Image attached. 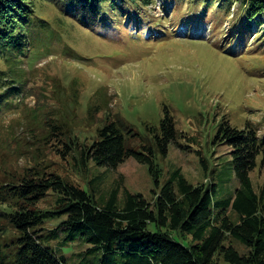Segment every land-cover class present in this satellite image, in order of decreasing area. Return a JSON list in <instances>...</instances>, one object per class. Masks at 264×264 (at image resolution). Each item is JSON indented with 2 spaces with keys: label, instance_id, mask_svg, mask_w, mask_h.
Listing matches in <instances>:
<instances>
[{
  "label": "rangeland",
  "instance_id": "obj_1",
  "mask_svg": "<svg viewBox=\"0 0 264 264\" xmlns=\"http://www.w3.org/2000/svg\"><path fill=\"white\" fill-rule=\"evenodd\" d=\"M209 1L210 9L204 8ZM116 2L125 13L109 12V22L92 23L91 17L87 21L77 12H63L55 0H34L37 15L60 35V42L55 41L60 46L31 63L19 64L26 73L25 93L18 109L0 117V182L12 170L23 174L25 167L38 165L42 174H58L98 197L123 177L125 188L152 201L154 192L181 169L194 185L214 189L216 198L235 195L240 184L232 148L217 135L228 119L239 129L248 122L255 124L264 138V16L240 20L237 9L242 0L229 2L236 10L233 4L221 10L219 0ZM130 5L141 7L126 10ZM116 16L120 20L115 21ZM0 67L9 66L2 62ZM167 109L178 136L166 155L157 154L160 183L149 165L134 158L116 169L93 161L88 169L81 164L78 152L98 139V129L119 119L144 137L149 133L147 125L159 127ZM53 125L63 126L57 137L48 135ZM69 138L75 141L72 153L62 144ZM261 159L251 173L258 191L264 181ZM100 174L104 179L91 183ZM57 198L50 190L37 208L62 210ZM63 218L56 215L43 225L49 232ZM55 233L49 245L67 264H97L101 252L67 239L63 227ZM14 235L9 227L6 236ZM187 237L176 235L188 246L192 237ZM15 242L11 239V247L2 248L0 262ZM234 244L246 250L241 243ZM216 263L228 264L223 257Z\"/></svg>",
  "mask_w": 264,
  "mask_h": 264
},
{
  "label": "trees",
  "instance_id": "obj_2",
  "mask_svg": "<svg viewBox=\"0 0 264 264\" xmlns=\"http://www.w3.org/2000/svg\"><path fill=\"white\" fill-rule=\"evenodd\" d=\"M116 1L55 0L63 12H77L80 18L87 17V21L91 17L92 23L109 22V12L125 13ZM130 1L132 5L138 1L143 5L151 2ZM230 1L219 0L221 10L231 9ZM211 3L207 2L204 8L210 9ZM132 5L126 6V10L141 7ZM34 6V0H0V65L5 62L9 66L6 70L0 67V117L20 107L26 73L19 64L31 63L60 46L55 44L57 39L60 42V35L37 15ZM233 8L237 9L234 4ZM237 10L243 22L264 16V0L247 3L242 0ZM117 20L120 19L116 16ZM62 128L50 126L48 135L57 137L58 129ZM147 129L149 133L143 137L121 120L113 121L98 129V139L78 152L79 160L86 169L90 161L116 169L134 158L149 165L151 174L160 183L162 173L157 154L166 155L178 133L168 109L159 127L147 125ZM217 137L232 148V165L240 184L235 195L227 198H216L210 186L194 185L181 169L173 172L160 191L154 192L152 201L125 188L123 177L98 197L58 174H42L38 165L25 167L23 174L10 171L0 182V251L11 247V239L16 242L0 264H67L49 245L61 227L67 239L90 245L89 250L102 253L96 259L97 264H217L219 257L228 264H264V181L258 191L251 177L259 157L264 167V138L259 136L255 124L248 122L245 129H239L228 119L220 124ZM134 141L138 142L132 146ZM74 142L72 138L62 140L65 150L70 148L71 153ZM103 179L104 174H100L91 183ZM50 190L58 194L62 210L37 208ZM56 215L64 218L48 232L43 224ZM9 227L15 230L12 238L6 236ZM176 235L182 239L191 236L192 243L187 246ZM234 241L246 250H241Z\"/></svg>",
  "mask_w": 264,
  "mask_h": 264
},
{
  "label": "bare ground",
  "instance_id": "obj_3",
  "mask_svg": "<svg viewBox=\"0 0 264 264\" xmlns=\"http://www.w3.org/2000/svg\"><path fill=\"white\" fill-rule=\"evenodd\" d=\"M48 59H49V58H48ZM39 60H40V59H39ZM41 60H42V59H41ZM49 61H50V60H49ZM44 62H45V61H44ZM46 63H47V62H46ZM53 64H54V63H53ZM53 64H52V65H53ZM55 65H56V64H55ZM53 67H54V66H53Z\"/></svg>",
  "mask_w": 264,
  "mask_h": 264
}]
</instances>
